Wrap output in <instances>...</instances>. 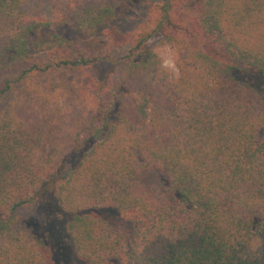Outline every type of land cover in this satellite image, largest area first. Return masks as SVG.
<instances>
[{"label":"trees","instance_id":"1","mask_svg":"<svg viewBox=\"0 0 264 264\" xmlns=\"http://www.w3.org/2000/svg\"><path fill=\"white\" fill-rule=\"evenodd\" d=\"M56 1L0 0V264L50 193L83 264H264V0Z\"/></svg>","mask_w":264,"mask_h":264},{"label":"rangeland","instance_id":"2","mask_svg":"<svg viewBox=\"0 0 264 264\" xmlns=\"http://www.w3.org/2000/svg\"><path fill=\"white\" fill-rule=\"evenodd\" d=\"M150 2H155L156 0H149ZM63 8L62 0L56 1L54 6H45L43 14L47 18H54L59 11ZM145 22V8L136 7L134 11L130 12L125 18H121L117 21L116 26L121 32L133 31L140 27L141 24ZM153 45L159 49L161 52L164 65L171 70L174 71L173 63L168 55L167 46L159 40L153 43ZM129 51L128 47H123L117 49L113 52L112 58L117 59L121 56L127 54ZM100 76H103L104 72L108 68L107 63H102L100 65ZM60 70L57 68L49 71V76L52 79H56L58 77ZM237 80H244V76L235 75ZM254 87H256L259 91L264 87V80L260 79V77H255L251 79ZM38 215L40 218L34 220V231L38 235L41 233H47L49 237V243L52 246L54 256H57V264H83L75 258L73 246L67 239V223L69 221V217L64 214L58 204L56 203L55 197L50 193L48 199L44 201L38 210ZM103 218H110V225L119 230H126V226L122 223H118L116 217L107 211H99L98 212ZM110 215V216H109ZM37 221H40L42 225H39ZM40 223V224H41ZM40 232V234L38 233Z\"/></svg>","mask_w":264,"mask_h":264}]
</instances>
